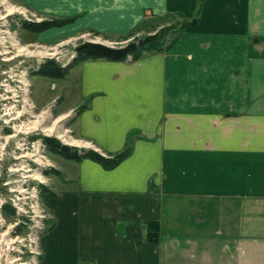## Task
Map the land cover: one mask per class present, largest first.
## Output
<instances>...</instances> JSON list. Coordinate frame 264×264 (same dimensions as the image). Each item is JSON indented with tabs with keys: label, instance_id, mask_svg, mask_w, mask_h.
Listing matches in <instances>:
<instances>
[{
	"label": "crops",
	"instance_id": "crops-1",
	"mask_svg": "<svg viewBox=\"0 0 264 264\" xmlns=\"http://www.w3.org/2000/svg\"><path fill=\"white\" fill-rule=\"evenodd\" d=\"M13 1L32 22L71 18L33 32L58 45L126 36L145 13L191 18L200 5L164 51L40 76L56 90H36L47 106L74 100L59 116L86 143L75 146L104 156L131 147L110 169L61 164L40 264H264V0Z\"/></svg>",
	"mask_w": 264,
	"mask_h": 264
},
{
	"label": "rangeland",
	"instance_id": "rangeland-1",
	"mask_svg": "<svg viewBox=\"0 0 264 264\" xmlns=\"http://www.w3.org/2000/svg\"><path fill=\"white\" fill-rule=\"evenodd\" d=\"M9 2L13 3L14 1L0 0V16L6 14L7 10L4 9V7H6L7 3ZM13 4L12 6H9L8 9L12 8L13 12H19L22 14L25 12L27 13V11L20 4ZM159 17L149 15L144 23L140 24V27L125 39H123L122 36L118 37L101 35L97 34L96 32H89L87 34V39L92 42H104L105 44L111 46L123 45L135 37H142L147 34L153 33L154 28L158 30L163 26H173V28L170 29L167 33V39L173 38L176 32H178L179 30L178 23L182 22L183 18L172 12L163 14ZM21 18H23L22 20L29 21L28 19H24V17L22 16ZM29 18L31 19L30 16ZM4 20L5 18H0V23ZM18 32L19 37H17L16 39H18L19 45H17L16 47L10 44V41H8V37H5L6 39L2 37L0 38V83H10V85L16 89L17 92L15 93L20 94L18 97H23L25 100L32 104H39L43 101L35 95L37 91H40V89H42V95L46 98L48 95L56 92V90H53L51 88V79L47 80V78H41L40 76L42 75L37 74L38 65H40V63H43L47 59H52L60 65L63 62L67 64V62L71 60V56L76 55V45L84 40H79L77 41V43L58 45L57 47L56 44H46L39 40H34L35 34L27 30L25 27H23V25H21V27L18 29ZM52 46L57 47L58 49L54 51L51 49ZM20 48L25 49L20 50ZM3 50L7 52L8 50H11V52L5 53L3 52ZM46 50V53L40 52ZM48 52L54 53L48 54ZM128 59H130V57ZM9 75H13L12 77L14 79L12 80L10 77H8ZM5 78H8L9 81H5ZM21 79L22 82L24 81V83L18 81ZM3 87L4 86L0 85L1 93L4 92ZM73 101L74 100L70 97L69 99L65 100L64 104L62 103L61 99H57V103L54 101L55 103L53 102V104H49L46 107L47 126L55 122L54 130L47 135L56 137L64 144L66 143L64 139L67 137H71L75 142L86 145V143L80 142L75 139V137H77V133L73 131V127H70L72 125L67 123L68 119L59 116L61 106L63 104L68 106L69 104H72ZM63 134L64 137H59V135ZM69 145L72 146L71 144ZM65 162V158L47 150V174L45 177L47 186L46 197L55 195V193L52 191L53 183L57 182L59 179L63 180V175L60 172V168L62 167L61 164L63 165ZM14 177L18 176L9 174L8 177L4 178V182L8 181L9 183L4 185L2 184L7 188L0 190V264H40L42 258L41 253H39L40 238L42 234L53 225L55 219L50 209L46 205V222H44L43 225H41L40 223L36 226H34L32 222L31 224L26 223L25 219L28 212H26L25 210H19L18 208H15L16 212L12 214L8 209L4 208L5 205L13 206V204H17V206L25 209L22 206L21 201L16 197V195L21 196L19 191L9 189V187L15 188ZM36 199L40 203V198L38 197Z\"/></svg>",
	"mask_w": 264,
	"mask_h": 264
},
{
	"label": "flooded vegetation",
	"instance_id": "flooded-vegetation-1",
	"mask_svg": "<svg viewBox=\"0 0 264 264\" xmlns=\"http://www.w3.org/2000/svg\"><path fill=\"white\" fill-rule=\"evenodd\" d=\"M12 76L8 77L13 80ZM5 81L8 82V78ZM0 85L4 86V92H0V190L7 188L3 185L9 183L4 182L9 174L18 176L14 177L15 188L9 189L19 191L21 196L16 197L28 212L26 223L32 222L34 226L44 224V200L47 196V104L45 101L32 104L18 97L20 94L15 93L16 89L10 83L1 82ZM33 122L36 123L34 127ZM38 197L40 203L36 199ZM10 208L16 212L15 208L19 206L13 204Z\"/></svg>",
	"mask_w": 264,
	"mask_h": 264
},
{
	"label": "trees",
	"instance_id": "trees-1",
	"mask_svg": "<svg viewBox=\"0 0 264 264\" xmlns=\"http://www.w3.org/2000/svg\"><path fill=\"white\" fill-rule=\"evenodd\" d=\"M199 13L200 5L197 7L195 14L191 18L185 17L182 13H176L178 16L182 17L183 20L182 22L178 23L179 30L171 39H167V33L173 28V26H163L158 30L154 28L153 33L142 37H135L123 45L111 46L100 42H92L87 40L81 41L75 47L76 55L71 63L66 66H61L54 60L47 59L37 69V74L50 78H62L67 74L69 68L78 61L87 59L126 60L129 57L131 60H136L147 53L164 51L181 38L182 31L185 27L195 25L198 22ZM148 15H152V13H145L146 17H148ZM71 20V18L43 20L40 22L23 20L22 25L29 31L39 32L49 27L62 26ZM144 21L141 24H143ZM139 27L140 25L136 26L129 34L122 36L123 39L133 34L134 31H136ZM82 107L83 106H80L79 109ZM47 147L49 151L58 154L65 159L79 161L82 158H89L100 163L104 168L107 169L116 166L131 151V147L127 142L122 150L114 154H108L107 156H104L100 152L91 148L86 149L64 144L53 136H47ZM5 209H8L10 213L14 214V210L11 209L10 206H5ZM146 238L150 242H158L159 229L157 222L149 221L147 223Z\"/></svg>",
	"mask_w": 264,
	"mask_h": 264
},
{
	"label": "built area",
	"instance_id": "built-area-1",
	"mask_svg": "<svg viewBox=\"0 0 264 264\" xmlns=\"http://www.w3.org/2000/svg\"><path fill=\"white\" fill-rule=\"evenodd\" d=\"M13 3H7L6 7H4V9L7 10L6 14L5 15H1L0 18L4 19V21H2L0 23V38L3 37L5 39V37H8V41H10V44L11 45H14L15 47L17 45H19V41L18 39H16L17 37H19V32H18V29L21 27L22 25V22H23V18L24 19H28L30 20L29 16H28V13H19V12H8V7L9 6H12ZM14 5V4H13ZM26 10V9H25ZM16 13H19V14H16ZM17 15H20V16H17ZM56 46L58 47V44H56ZM57 47H52L51 49L56 51L58 48ZM3 52L5 53H8L10 52V50L7 51H4ZM50 54L54 53V52H48ZM73 56V55H72ZM71 56V57H72ZM39 63V61H38ZM62 66H65V63H61ZM19 82H21L22 80H18ZM23 83V82H21ZM27 85V84H26ZM19 210H24L23 208H18ZM45 218H47V212L43 214ZM43 225V224H41Z\"/></svg>",
	"mask_w": 264,
	"mask_h": 264
},
{
	"label": "bare ground",
	"instance_id": "bare-ground-1",
	"mask_svg": "<svg viewBox=\"0 0 264 264\" xmlns=\"http://www.w3.org/2000/svg\"><path fill=\"white\" fill-rule=\"evenodd\" d=\"M13 9L12 8H9L8 9V12H11ZM14 10H16V9H14ZM3 38V37H2ZM6 39V38H5ZM53 47V46H52ZM8 48V47H7ZM21 49H25V48H20V50ZM41 53H43V52H47V50L46 51H40ZM48 54H50V53H48ZM22 80V79H21ZM22 82V81H21ZM23 83H24V81H23ZM19 89V88H18ZM17 92V91H16ZM28 103V102H27ZM22 113V112H21ZM32 122V121H31ZM30 124V123H29ZM33 124V126L32 127H34L35 125H36V123L35 122H33L32 123ZM39 124V123H38ZM54 126H55V122L54 123H52L51 125H48V126H46L45 127V131H46V133L48 134V133H51L53 130H54ZM35 129V128H34ZM59 137H64V134L63 135H59ZM64 141L67 143V144H71V145H78V144H82V143H78V142H75L71 137H67V138H65L64 139ZM35 175V174H34ZM39 176L37 175V178H38ZM39 179V178H38ZM22 190V189H21ZM24 191V190H23ZM22 264V263H21Z\"/></svg>",
	"mask_w": 264,
	"mask_h": 264
},
{
	"label": "water",
	"instance_id": "water-1",
	"mask_svg": "<svg viewBox=\"0 0 264 264\" xmlns=\"http://www.w3.org/2000/svg\"><path fill=\"white\" fill-rule=\"evenodd\" d=\"M74 57H75V56L73 55V56L71 57V60H70V61H68V62H67V64H65V65H68L69 63H71V62H72V60L74 59ZM65 144H66V143H65ZM67 145H69V144H67ZM72 146H75V145H72ZM83 148H84V147H83ZM86 149H87V148H86Z\"/></svg>",
	"mask_w": 264,
	"mask_h": 264
}]
</instances>
